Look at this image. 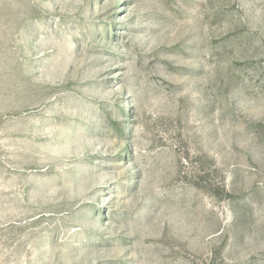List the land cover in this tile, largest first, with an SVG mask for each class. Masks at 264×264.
Returning <instances> with one entry per match:
<instances>
[{
    "label": "rangeland",
    "instance_id": "obj_1",
    "mask_svg": "<svg viewBox=\"0 0 264 264\" xmlns=\"http://www.w3.org/2000/svg\"><path fill=\"white\" fill-rule=\"evenodd\" d=\"M0 264H264V0H0Z\"/></svg>",
    "mask_w": 264,
    "mask_h": 264
}]
</instances>
